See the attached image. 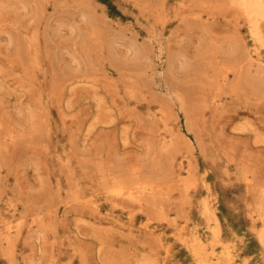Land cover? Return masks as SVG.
<instances>
[{
	"label": "rangeland",
	"instance_id": "rangeland-1",
	"mask_svg": "<svg viewBox=\"0 0 264 264\" xmlns=\"http://www.w3.org/2000/svg\"><path fill=\"white\" fill-rule=\"evenodd\" d=\"M232 1L0 0V264H264V17Z\"/></svg>",
	"mask_w": 264,
	"mask_h": 264
},
{
	"label": "bare ground",
	"instance_id": "bare-ground-1",
	"mask_svg": "<svg viewBox=\"0 0 264 264\" xmlns=\"http://www.w3.org/2000/svg\"><path fill=\"white\" fill-rule=\"evenodd\" d=\"M233 2V4L235 5V7H237L240 11H242V13H243V15H245V17L248 19V21H249V25H250V31H251V33H252V35L253 36H259L260 35V32H259V29H258V20L261 18V17H264V0H233L232 1ZM237 10V9H236ZM239 10H237V11H239ZM240 14H241V12H240ZM260 22V21H259ZM261 29V28H260ZM261 32H262V30H261ZM251 33H250V36H251ZM261 34H263V33H261ZM261 39H263V37L261 38ZM259 42V41H258ZM161 111V110H160ZM159 111V112H160ZM164 114V113H163ZM164 116V115H163ZM178 127V126H177ZM175 133H176V131H175ZM175 133H174V135H175ZM173 134V133H172ZM172 136V135H171ZM173 138V137H172ZM174 139V138H173ZM165 140H167V139H165ZM164 140V143L165 142H167V141H165ZM173 141V140H172ZM169 143V142H168ZM171 143V145H172V142H170ZM174 144V143H173ZM167 145H169V144H167ZM170 145V146H171ZM175 145V144H174ZM174 147V146H173ZM172 147V148H173ZM164 150V149H163ZM171 151V150H170ZM174 151V150H173ZM164 152V151H163ZM171 153H172V151H171ZM172 157V156H171ZM175 157V156H174ZM172 160H174L173 158H171ZM173 162V161H172ZM171 162V163H172ZM188 163H189V160H188ZM186 168V167H185ZM180 169V168H179ZM179 169H178V171H179ZM185 170V169H184ZM188 170V169H187ZM189 171V170H188ZM182 174L183 173H179L178 174V176H179V178H180V176H182ZM177 179V178H176ZM175 179V181H177ZM184 179V178H183ZM184 180H186L187 181V179H184ZM188 182V181H187ZM176 184H177V182H176ZM142 186V185H141ZM181 187V186H180ZM179 188V187H178ZM183 188V187H182ZM1 189V188H0ZM4 189V188H3ZM132 189V188H131ZM6 190V189H5ZM2 191V190H1ZM184 192V191H183ZM182 192V193H183ZM2 193V192H1ZM6 193V192H5ZM153 193V192H152ZM131 194H132V191H131ZM184 194V193H183ZM1 195V194H0ZM2 195H3V193H2ZM185 195V194H184ZM179 196V195H178ZM180 196H181V194H180ZM136 197V196H135ZM8 199V198H7ZM10 199V198H9ZM4 200V199H3ZM2 201V200H1ZM179 201H182V200H179ZM263 202H264V200H262ZM4 202H6V201H4ZM183 202V201H182ZM255 201H253V203H254ZM259 202V201H258ZM9 203V202H8ZM248 203H249V201H248ZM257 204V203H256ZM253 205V204H252ZM7 206V205H6ZM210 206V205H209ZM255 206V205H254ZM4 207V206H3ZM209 208V207H208ZM252 208V207H251ZM264 207H262V206H260L259 207V217L260 218H262L261 220H263L264 219V209H263ZM3 209V208H2ZM249 210H250V208H248ZM255 210V209H254ZM4 211V210H3ZM6 212V211H5ZM200 213V212H199ZM258 213V212H257ZM7 214H8V212H7ZM212 214V213H211ZM205 215V214H204ZM255 215V214H254ZM257 215V214H256ZM8 216V215H7ZM205 216H207V215H205ZM253 216V215H252ZM210 217H212V216H210ZM254 217V216H253ZM255 218V217H254ZM187 219V218H186ZM185 219V220H186ZM189 219V218H188ZM7 220H9V218L7 219ZM213 220V218H211V221ZM10 221V220H9ZM200 222V221H199ZM255 222V221H254ZM188 223V222H187ZM194 223V222H193ZM203 223V222H202ZM206 223H208V221L206 222ZM253 224H255V223H253ZM260 224V223H259ZM264 224V223H263ZM189 226V225H188ZM205 226H207V225H205ZM255 226V225H254ZM262 226V225H261ZM260 225H259V227H261ZM3 227V226H2ZM11 227V226H10ZM13 227V226H12ZM211 227V226H210ZM218 227V226H217ZM208 228V227H207ZM14 229V228H13ZM186 229V228H185ZM185 229H184V231H185ZM218 229L220 230V228L218 227ZM182 230H183V228H182ZM200 230V229H199ZM203 230V229H202ZM207 230H209V229H207ZM13 231V230H12ZM196 231V230H195ZM217 230H215L214 229V232H215V234H217L218 235V233L216 232ZM11 232V231H10ZM181 232V231H180ZM189 232V231H188ZM208 232V231H207ZM220 232V231H219ZM185 233V232H184ZM183 233V234H184ZM190 233V232H189ZM195 233V232H194ZM10 235V234H9ZM259 235H260V238H261V242H263V244H264V229H262V231L259 233ZM182 236V235H181ZM180 236V237H181ZM191 236V235H190ZM199 236H200V234H199ZM201 236H202V234H201ZM203 237V236H202ZM186 238H188V236L186 237ZM209 238V237H208ZM207 238V239H208ZM216 238V237H215ZM214 238V239H215ZM179 239H181V238H179ZM183 239H184V237H183ZM202 239V238H201ZM217 239H218V237H217ZM205 240V239H204ZM187 241V240H186ZM189 241V240H188ZM218 241V240H217ZM216 241V242H217ZM184 242V241H183ZM201 242V241H200ZM199 242V243H200ZM184 243H186V242H184ZM207 244H208V242H207ZM215 244V243H214ZM216 245V244H215ZM199 246V245H198ZM192 247V246H191ZM215 247V246H214ZM213 247V248H214ZM208 248V247H207ZM216 248H220V247H216ZM199 249V248H198ZM196 250V251H198L199 252V250ZM215 249V248H214ZM201 251V250H200ZM218 251V250H217ZM195 254H197V253H195ZM192 255V254H191ZM202 255H204V252H203V254ZM221 255V257H222V254H220ZM219 255V256H220ZM197 256V255H196ZM200 256V255H199ZM209 256H210V253H209ZM214 256V255H213ZM191 257H194V256H191ZM220 257V258H221ZM195 259V258H194ZM201 259V258H200ZM196 260V259H195ZM223 260H225V259H223ZM222 260V261H223ZM202 261H204V259L202 260ZM207 261V260H206ZM221 261V260H220ZM198 262V261H197ZM200 262V261H199ZM224 262V261H223ZM217 263H219V262H217ZM215 264V263H214ZM220 264H221V262H220Z\"/></svg>",
	"mask_w": 264,
	"mask_h": 264
}]
</instances>
